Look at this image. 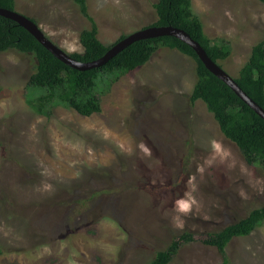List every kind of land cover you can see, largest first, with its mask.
<instances>
[{
  "label": "rangeland",
  "instance_id": "obj_1",
  "mask_svg": "<svg viewBox=\"0 0 264 264\" xmlns=\"http://www.w3.org/2000/svg\"><path fill=\"white\" fill-rule=\"evenodd\" d=\"M159 0H87L99 39L114 46L157 21ZM206 36L228 43L233 78L264 40L260 0H192ZM68 54L91 27L74 0H17ZM33 54L0 53V264H151L189 233L169 264H224L204 240L264 207V167L250 165L206 104L190 97L194 59L160 48L135 71L101 80V112L83 117L29 86ZM229 264H264V223L231 240Z\"/></svg>",
  "mask_w": 264,
  "mask_h": 264
},
{
  "label": "trees",
  "instance_id": "obj_2",
  "mask_svg": "<svg viewBox=\"0 0 264 264\" xmlns=\"http://www.w3.org/2000/svg\"><path fill=\"white\" fill-rule=\"evenodd\" d=\"M16 1L0 0V8L16 11ZM74 1L82 15L90 21L91 27L81 33L80 41L84 52L69 55L77 61L90 63L102 58L112 46L104 45L99 39L98 24L89 13L87 0ZM260 1L264 3V0ZM154 7L158 19L151 26H172L184 30L220 66L222 61L232 55L230 44L214 43L206 36L203 22L193 10L192 0H159ZM124 38L125 36L120 40ZM160 48L177 50L196 61L198 82L191 94V103L202 100L213 114L222 134L239 148L246 161L250 165L264 167V119L211 73L194 49L183 41L170 36L139 41L101 68L78 71L56 58L18 23L0 16V53L16 50L36 57L38 66L31 76L29 86L44 90L46 94L29 100V105L38 114L47 117L51 116L49 108L57 103L74 109L83 117L100 113L101 102L96 94L100 81L108 76L131 73L145 66ZM235 80L249 97L264 108V40L253 47L250 59ZM263 223L264 207L253 210L246 218L221 232L210 234L204 243L216 247L224 256V264H229L226 248L231 240L249 236ZM193 240V235L189 233L182 235L167 250L158 252L151 264H169L179 248Z\"/></svg>",
  "mask_w": 264,
  "mask_h": 264
},
{
  "label": "water",
  "instance_id": "obj_3",
  "mask_svg": "<svg viewBox=\"0 0 264 264\" xmlns=\"http://www.w3.org/2000/svg\"><path fill=\"white\" fill-rule=\"evenodd\" d=\"M0 16L15 21L20 26L30 32L48 51H50L56 58L65 63L66 65L74 68L78 71H89L98 69L105 66L110 60L120 54L122 51L130 47L132 44L160 37H175L184 43L188 44L194 49L199 56L200 60L204 63L206 68L213 73L217 78L228 85L237 96L244 101L253 111H255L261 118L264 119V108L257 104L251 97L243 91L238 85L235 78L229 75L218 63H215L207 54L201 44L195 41L184 30L169 26V27H155L151 26L141 31L135 32L124 39L120 40L114 46H112L108 52L100 59L83 63L72 58L68 53L55 45L44 33V31L29 17L8 9L0 8Z\"/></svg>",
  "mask_w": 264,
  "mask_h": 264
}]
</instances>
